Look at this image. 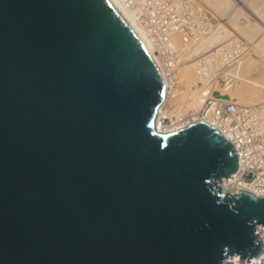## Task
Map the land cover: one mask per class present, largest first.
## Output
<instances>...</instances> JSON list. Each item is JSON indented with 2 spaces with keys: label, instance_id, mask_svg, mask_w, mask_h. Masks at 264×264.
<instances>
[{
  "label": "water",
  "instance_id": "1",
  "mask_svg": "<svg viewBox=\"0 0 264 264\" xmlns=\"http://www.w3.org/2000/svg\"><path fill=\"white\" fill-rule=\"evenodd\" d=\"M164 75L111 0H0V264H234L264 194L234 144L155 120ZM227 97V95H224Z\"/></svg>",
  "mask_w": 264,
  "mask_h": 264
},
{
  "label": "rangeland",
  "instance_id": "2",
  "mask_svg": "<svg viewBox=\"0 0 264 264\" xmlns=\"http://www.w3.org/2000/svg\"><path fill=\"white\" fill-rule=\"evenodd\" d=\"M219 1L224 6L226 5V9L220 10L221 6H216ZM249 6H252L253 9ZM136 7H140L137 10L138 18L146 22V26L156 41L165 46V49H162L163 52L158 51L159 55L164 60L168 58L172 60L180 73L176 84L173 83L172 87L170 86L171 101L168 102V107L164 110L165 116L159 119L162 127L172 126L178 120L186 121L201 114L197 113L199 110L188 104L191 97L190 92L195 89H197V94L206 91L209 95L217 91H227L233 84L237 86L240 84L246 92L257 88L259 97L255 98L257 101L264 98V80L263 84L259 86L250 84L251 87L248 84L250 81L259 80L258 75L264 73V0H141L137 2ZM173 36H177L182 43L180 47L172 43L170 38ZM248 60H251V63ZM255 62L257 63L255 64ZM191 63H194L193 69L196 76H191V73L186 76L184 73V69H186L184 66ZM236 66L239 67L237 73H241L243 78L234 77L231 79V76L225 73H231ZM250 66H253L254 70ZM255 68H258L257 71ZM251 72L253 73L250 74ZM172 80L174 82V78ZM226 85L228 87L225 88ZM253 102L255 101L248 103ZM167 109L173 110L171 111L173 114L169 113L170 110L167 112Z\"/></svg>",
  "mask_w": 264,
  "mask_h": 264
},
{
  "label": "bare ground",
  "instance_id": "3",
  "mask_svg": "<svg viewBox=\"0 0 264 264\" xmlns=\"http://www.w3.org/2000/svg\"><path fill=\"white\" fill-rule=\"evenodd\" d=\"M112 3L115 5V8L120 12V14L127 20V22L130 24L131 28L133 29V31L137 34V36L143 41L144 45L147 47V49L150 51L151 55L153 56L154 60L156 61V63L158 64V66L160 67L163 75H164V79L167 83V94H166V98L163 102V105L161 106L160 110H159V113L156 117V120H155V128L158 130V131H169V130H174L176 128H179V127H182L186 124H188L189 122L195 120V119H205L206 121H208L209 123L211 124H214L215 126L217 125L213 120H215L217 117H218V114H217V108H218V104L217 103H214L211 110H209L207 112V117L204 118L203 117V111H204V107H205V104L207 103V101L210 99V98H215V99H219V101H225V102H228L230 104H236L238 107H247V105H251V104H254L253 103H248V102H251V101H255L257 102V100L255 99L256 97H258L257 95V88L256 89H252L248 92H246V90L244 91L242 88V85L240 86V84L235 85L233 84L229 90H225V91H217L213 94H207L206 91H202L200 93H196V90L193 91V92H190V100H188V104H190L191 106H193L195 109L199 110L197 111L201 113V115L198 114V116H194L188 120H184L182 121H177L176 123H174L172 126H167V127H162L160 122H159V119L160 117L162 116H165L166 112L164 113V110L166 107H168V102L171 101V97H172V91L170 90V86L174 83L176 84V79H178L180 73H179V70H177V67L176 65L174 64V62L172 60H169L166 59L164 60L161 55H159V52L158 51H161L163 52L162 49H165V46L160 43H158L156 41V38L153 37L152 33L149 31L148 27L146 26V22L142 21L141 19H139V14H138V9L140 7H136L137 6V2L141 1V0H111ZM247 1V0H246ZM181 2V1H180ZM186 3V2H184ZM181 4V3H180ZM249 4V3H248ZM197 5V4H196ZM251 5V4H250ZM216 6H221L220 7V10H224L226 9V5L224 6V4L219 1L218 3H216ZM247 6V5H246ZM183 7V6H182ZM188 7V6H187ZM199 7V6H198ZM243 7V6H242ZM250 8H252V6H249ZM189 8V7H188ZM183 9V8H181ZM253 9V8H252ZM185 10V9H184ZM257 10V9H256ZM183 11V10H182ZM187 11V10H186ZM197 11V10H196ZM248 11V9H247ZM255 11V10H253ZM185 12V11H184ZM193 12V11H192ZM242 12V11H241ZM248 13V12H246ZM250 13V12H249ZM258 13V12H256ZM261 14V13H260ZM193 15V14H192ZM248 15V14H247ZM259 17V16H258ZM245 18V17H244ZM153 19V18H152ZM246 19V18H245ZM151 20V19H150ZM261 20H262V16H261ZM190 21V20H189ZM197 22V21H196ZM199 22V21H198ZM197 22V23H198ZM256 22V21H255ZM260 24H262L260 22ZM187 25V24H186ZM208 25V24H207ZM260 27V26H259ZM214 28V27H213ZM262 28V27H261ZM163 29V28H162ZM219 29V28H218ZM151 30V29H150ZM206 31V30H205ZM222 33V32H221ZM249 33V32H248ZM247 33V34H248ZM255 33V32H254ZM156 34V33H155ZM167 34V33H166ZM196 34V33H195ZM177 35V34H175ZM254 35V34H253ZM164 36V35H163ZM262 36V35H261ZM172 40V43L173 44H176V46L180 47L182 43H180V40L178 39V37H174L173 38H170ZM186 39V38H185ZM170 40V41H171ZM226 40V39H225ZM254 40V39H253ZM259 42V41H258ZM169 43V42H168ZM221 43V42H220ZM219 43V44H220ZM194 45V44H193ZM188 46V45H187ZM240 46V45H239ZM215 47V46H213ZM212 47V48H213ZM223 48V47H222ZM237 48V47H236ZM244 48V47H243ZM198 49V48H197ZM207 49V48H206ZM210 48H208L207 50H209ZM167 51V50H166ZM165 52V51H164ZM174 52V51H172ZM169 53V52H168ZM237 53V52H236ZM172 54V53H171ZM200 54V53H199ZM216 54V53H215ZM235 54V53H234ZM257 54V53H256ZM259 54V53H258ZM168 56V55H167ZM181 56V55H180ZM207 56V55H206ZM220 56V55H219ZM228 56V55H227ZM263 56V55H261ZM198 57V56H196ZM247 59V57H245ZM264 58V57H263ZM171 59V58H170ZM193 59V58H192ZM202 60V58H200ZM205 59V58H203ZM250 59V58H249ZM218 60V59H217ZM251 60H253L251 58ZM251 60H248L250 61L251 63ZM204 61V60H203ZM230 61H231V58H230ZM253 61H256V59H254ZM201 62V61H200ZM226 62V61H225ZM260 62V61H259ZM199 63V62H198ZM240 63V61H239ZM257 62H255L256 64ZM213 64V63H212ZM229 64V63H228ZM231 64V63H230ZM254 64V65H255ZM204 65V64H203ZM253 65V64H251ZM212 66V65H211ZM217 66V65H216ZM239 66V65H238ZM238 66H236L231 73H225V74H229V76H231V79H234V77H239V78H243V75H241V73H237V69L239 68ZM249 66V65H248ZM259 66V64H258ZM186 69H184V73H186V76H189L190 73H191V76H196V72H194V63H191V64H186L184 66ZM252 70L253 69V66H250ZM256 67V66H255ZM261 67V66H260ZM250 69V70H251ZM256 69V68H255ZM258 69V68H257ZM256 69V71H257ZM260 70V68H259ZM196 71V70H195ZM213 71V70H212ZM230 71V70H229ZM255 71V72H256ZM201 72V71H200ZM261 72V70H260ZM258 72V73H260ZM184 73H182L184 75ZM211 73V71H210ZM247 73V72H246ZM245 73V75H246ZM253 72H251L250 74H252ZM205 74V73H204ZM248 74V73H247ZM199 75V74H198ZM211 75V74H210ZM223 75V74H222ZM256 75V74H255ZM247 76V75H246ZM245 77V76H244ZM255 77V76H254ZM259 77V80H254V81H250V83H248L249 85L253 84L252 86H256V85H260V84H263V80H264V73H261L258 75ZM174 78V82H173V79ZM198 78V77H196ZM216 78V77H215ZM218 78V77H217ZM192 79V78H191ZM219 79V78H218ZM197 80V79H196ZM242 80H247V79H242ZM184 81V80H183ZM218 81V80H217ZM235 82V81H234ZM249 82V81H247ZM261 82V83H260ZM263 82V83H262ZM191 83V82H190ZM214 83V82H213ZM237 83V82H236ZM243 83V82H242ZM246 84V83H245ZM255 84V85H254ZM244 85V84H243ZM250 85V86H251ZM251 86V87H252ZM263 86V85H262ZM172 87V86H171ZM228 87L227 85L225 86V88ZM249 87V86H248ZM224 88V87H223ZM247 88V87H246ZM255 88V87H254ZM210 89V88H209ZM258 90H260L258 88ZM259 92V91H258ZM196 93V94H195ZM203 93V94H202ZM264 93V92H263ZM204 95V96H203ZM224 95H227V97H224ZM259 98V97H258ZM261 100V99H260ZM242 101V102H240ZM188 107V106H187ZM199 109H198V108ZM190 109V108H189ZM170 110V109H169ZM168 109L166 110L167 112L169 111ZM200 110H203V111H200ZM171 111L173 110H170L169 113H171ZM194 111V110H193ZM177 112V111H176ZM184 113V112H183ZM253 114H257L256 112H252ZM173 114V113H171ZM180 114V113H179ZM178 114V115H179ZM188 114V113H187ZM206 114V113H205ZM181 116V115H180ZM201 116V117H200ZM189 117V116H188ZM236 117V121L238 122L239 118L238 117H241L240 115L236 114L235 115ZM212 120V121H211ZM220 130V129H219ZM248 135L249 136H252L256 141L261 139L262 136L255 133L254 131L252 132H248ZM230 140L231 141H237V134H230ZM250 149V146H246L244 148V150L248 151ZM236 150H243V143H236ZM238 155V154H237ZM233 177H229V178H223L222 180H220V186L222 189L224 190H227L229 192L231 191H235L237 189H247V190H251V191H254L253 189L251 188H248V187H243L242 185L240 184H237V180H233V178L237 177L238 176V173L236 174H233L232 175ZM256 192V191H254ZM257 193V192H256ZM257 234L260 236V238L262 239L263 241V248H264V227H261V231H258ZM231 262H233L234 264H242V262L239 261L238 259V256L237 255H234L233 257H231ZM250 261L249 264H253V262L251 261V259H248ZM247 260H245V263H246ZM257 264H264V255H259L257 257Z\"/></svg>",
  "mask_w": 264,
  "mask_h": 264
},
{
  "label": "built area",
  "instance_id": "4",
  "mask_svg": "<svg viewBox=\"0 0 264 264\" xmlns=\"http://www.w3.org/2000/svg\"><path fill=\"white\" fill-rule=\"evenodd\" d=\"M214 103L218 104L216 111L218 117L213 121L218 128L229 140L230 134H237V141H232L235 148L236 143H243V150H236L239 169L237 171L238 176L233 180L238 179L237 184L251 188L259 194H264V98L254 102V104L247 105V107H238L236 104L210 98L205 104L204 111L201 110L204 113V118L207 117V112L211 110ZM236 114L241 116L238 117V122L235 120ZM252 131L261 135L262 138L256 141L248 135V132ZM246 146H250L248 151L244 150ZM261 227L264 225L258 224L255 229L256 232L261 231ZM260 255H264V248ZM251 261L253 264H257V257L252 258Z\"/></svg>",
  "mask_w": 264,
  "mask_h": 264
},
{
  "label": "clouds",
  "instance_id": "5",
  "mask_svg": "<svg viewBox=\"0 0 264 264\" xmlns=\"http://www.w3.org/2000/svg\"><path fill=\"white\" fill-rule=\"evenodd\" d=\"M205 120V119H204ZM217 126V125H216ZM218 127V126H217ZM221 131V130H220ZM227 138V137H226ZM228 139V138H227ZM229 140V139H228ZM231 141V140H230ZM232 142V141H231ZM233 143V142H232ZM235 147V146H234ZM236 149V148H235ZM237 152V151H236ZM238 162H239V160H238ZM238 169H239V166H238ZM238 169L234 172V173H232L229 177H232V175L233 174H236L237 173V171H238ZM229 177H224V178H229ZM223 179V178H222ZM221 179V180H222ZM243 187H245V186H243ZM240 189V188H239ZM239 189H237V190H239ZM237 190H235V191H237ZM235 191H232V192H235ZM249 191H251V190H249ZM252 192H254V191H252ZM254 193H256V192H254ZM256 194H259V193H256ZM258 225V224H257ZM256 225V226H257ZM256 226H255V229H256ZM256 231V230H255ZM260 237V236H259ZM262 252V251H261ZM252 258H254V257H252ZM252 258H250V259H252ZM242 264H246L245 263V261L242 263Z\"/></svg>",
  "mask_w": 264,
  "mask_h": 264
}]
</instances>
